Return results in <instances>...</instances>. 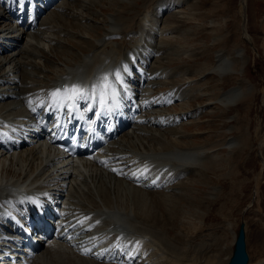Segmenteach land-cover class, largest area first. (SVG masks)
I'll return each mask as SVG.
<instances>
[{"label": "bare ground", "instance_id": "obj_1", "mask_svg": "<svg viewBox=\"0 0 264 264\" xmlns=\"http://www.w3.org/2000/svg\"><path fill=\"white\" fill-rule=\"evenodd\" d=\"M9 1L12 0H0V229L7 228L0 231V264H61L58 262L61 256L57 257V253L66 248L72 249L75 256L92 258L96 264H99L97 261L131 263L132 256L139 250L138 244L146 240L144 232H155L144 222L150 219L151 203L170 198L175 205L186 193L185 189L180 188L181 184L187 186L199 178H206L212 158L218 159V156L212 157L211 146H196L188 140L189 134L185 135L184 128L198 124V121L188 125L180 123L188 115L186 111L193 109L192 103L201 98L205 100V106L216 102L221 108L220 112L245 101L252 93L247 85L238 84L226 93L221 88L224 76L234 77L241 73L246 64L244 51L235 49L231 58L227 51L219 47L223 37L212 38L211 45L218 49L210 70L217 75L218 85L214 89L207 87L196 93L197 89L190 86L188 89L180 88L179 83L183 79L179 80L181 76H177L178 70L171 67L175 63L176 58L173 57L176 53L172 55L169 52L174 49L176 40L187 39L207 29L203 30L197 25L191 31L181 33L178 30L181 24L199 20L200 12H195L198 2H191L190 13L186 14L178 10L181 0H143L155 4L152 17L148 12L143 17L134 14V22L130 21L129 25L121 28V12L124 15V10H121L128 11L137 0H113L107 3L112 13L101 20L97 19L98 13H88V20H93L88 25L81 24L85 19L83 14H86L82 8L96 0H61L55 9L43 13L35 29H30L26 25L19 27L21 14L12 8ZM27 1L24 0V3ZM116 3H125L127 7L117 9L113 6ZM97 5L103 7L99 2ZM242 10L244 20L243 4ZM165 12L166 16L160 19ZM200 19L204 21L206 18ZM135 23L139 24L137 26L141 30L138 40L133 37L137 33H131ZM208 25L209 29L216 27L213 20ZM68 30L77 33V37L68 36ZM115 37L120 38L118 45L113 44ZM150 45L154 46V50H148ZM126 47L130 49L126 50ZM208 48L211 49L210 46ZM166 49L169 51L166 52ZM205 51L209 50L190 49L186 59L192 61L196 53ZM136 70L140 76L144 75L145 80L140 84L141 80L136 79V87L133 88L129 81ZM117 72L122 78L119 81L115 76ZM190 74H183L184 81H189ZM105 76L114 86L108 89L106 95L100 87L104 84ZM72 86H79L83 93L75 100L52 95L57 91L63 94L65 89ZM158 89L166 91L159 90L158 93ZM215 89H218V93L213 92ZM175 104L178 113H171L170 107ZM70 106H95L99 110L98 125L95 127L98 135L108 125H116L120 119L129 117L135 107L139 112L130 115L131 126L118 139L68 160L57 154L54 148L43 146L46 145L44 140L34 143V136L40 134L44 139L45 135L43 128L37 124L38 113L39 120L48 116L52 118V124H57L61 122L64 107ZM172 115L174 119L168 122ZM33 116L36 119L31 120ZM82 119L81 129L96 123L85 115ZM176 119H181V122L177 123ZM23 127L26 130H22ZM228 143L230 148L236 149L238 146L236 141L225 142L224 146ZM173 179L177 183L171 188L172 197L158 192L147 193L157 189L160 191L159 188H163V192L169 191ZM162 194L165 196L160 199L149 198V195L159 197ZM125 197L137 206L141 204V209L136 212L124 209L119 202ZM52 204L60 214V227H56L59 230L53 228L54 233L44 249L31 256L22 254L19 243L11 245L10 240L17 239L19 242V231L27 232L21 229L20 224L33 216L37 211L36 206L46 211L51 209ZM8 222L16 226L10 227ZM155 227L162 228L158 225ZM156 234V238H159L160 235ZM133 237L142 238L134 249L131 248ZM235 238L236 234L234 241ZM150 239L154 241V238ZM4 248L16 249L18 253L9 254ZM23 252L26 253V249ZM143 252L136 257L134 264L141 260L142 254L143 264H149L150 258L148 260ZM68 260L62 264H72ZM257 264H264V258Z\"/></svg>", "mask_w": 264, "mask_h": 264}, {"label": "rangeland", "instance_id": "obj_2", "mask_svg": "<svg viewBox=\"0 0 264 264\" xmlns=\"http://www.w3.org/2000/svg\"><path fill=\"white\" fill-rule=\"evenodd\" d=\"M112 1L96 0L92 5L88 3V7L82 8L83 13L86 12L83 15L87 20H82L81 24L93 23V20H88L86 17L88 13H98V20L110 15L112 11L110 4L107 5V3ZM193 1L198 2V8L195 12H200V18L206 19L200 21L199 18L198 21L195 19L181 24L178 30L181 33L187 30L191 31L197 25L201 29H207H203L204 31L201 33L193 34L187 39L176 40L173 45L174 51L170 50L169 52V54L175 55L176 53L177 55V57H175L176 55L173 57L176 60L171 67L178 70L179 75L177 76H181L179 80L183 79L179 83L180 88L188 89L190 86V88L197 89L196 93H198L202 89L207 87L214 89L218 85L217 75L211 73L215 51L218 47L211 45V43L212 38L221 39L220 37H223L219 47L227 51L231 58H233L235 49L243 50L246 64L241 73L234 76L235 78L223 77L222 92L226 93L238 84H242V86L247 85L250 87L252 93L244 102L228 106L222 109V112H220L221 108L216 102H213V105L206 104L205 106L203 98L193 102V109L188 110L189 112L186 111L188 119L184 125L199 122L191 127L184 128L185 135L189 134L188 140L195 143L196 146H211L212 157L218 156V159L212 158L211 169L206 173V178H199L197 182L189 183L187 186L181 184L180 188L185 189L186 193L177 201L178 203L176 202L177 205H174L173 200L170 201V198L165 200L167 202L157 200L156 204L153 203L156 201H153V204L151 203L150 207L153 208H151V217L149 214V221H144V219L143 221L154 228L155 232L153 234H147V231L144 232L146 240H144L145 248L142 251L147 254L145 257H148V260L150 258L149 264H226L233 248L234 236L237 233L239 222L244 220L248 264H257L260 259L264 258V255L261 257L264 254V0H181L182 4H180L178 10H183L184 13L189 14V5ZM97 2L103 7H99ZM242 4L245 10V21L243 20ZM125 5V3H116L113 6L118 9L127 7ZM154 5L150 2L137 0L136 4H132V8L128 11L122 9L124 15L121 12L119 20L121 28L129 25L130 21L134 22V14L143 17L149 13V16L152 17ZM87 10L89 11L87 12ZM123 18L125 19L123 20ZM212 20L216 27H210L209 29L210 24L208 25V23ZM243 22L246 23L243 24ZM137 25L139 26L138 23H135L131 27V33L133 35L137 33V36H133L135 40L139 39V32H141ZM244 29L251 38L252 45L243 41L244 36L247 37L244 35ZM66 32L70 33L68 34L70 37L72 35L73 38L77 37L75 35L77 33L72 30ZM119 39V37H115L113 44L118 45ZM209 46L211 49L208 48ZM129 49V47H126V50ZM190 49H193V51L207 49L209 51L196 53L192 61H189L186 56L190 55ZM166 50V52L169 51ZM196 70L200 74H194L193 72H197ZM204 71L209 72L203 73ZM189 72L191 73L189 81H184L183 74ZM202 74L205 75L202 77ZM166 90L168 89L166 88ZM166 90L158 89L156 92H165ZM213 92L218 93V89L213 90ZM176 106L175 104V106L170 107L171 113H178V109L174 108ZM169 119L168 122L172 121L174 116L172 115ZM185 119L183 118L182 121ZM178 121L181 122V119H176L177 123ZM180 125L183 124L180 123ZM228 141H236L238 143L237 148H230V143L225 147L224 143ZM176 183V180L171 181L170 190L167 192H163L164 190L161 188L160 191L157 189L147 193L158 192L172 197L174 194H172L171 188L175 187ZM164 194L159 197L149 195V198L160 199V197L165 196ZM119 204L124 209H133L134 212L141 209V204L137 206L127 197ZM142 208L144 207L142 206ZM139 220L141 219L139 218ZM154 225L162 226V228ZM156 233L160 235L159 238H156ZM150 238H154V241L151 242ZM66 249L59 252L63 255L57 253V257L64 258L61 261L58 258V262L61 264L68 259L72 264H96L92 260L75 256L76 253L72 252V249ZM55 263L52 262V264Z\"/></svg>", "mask_w": 264, "mask_h": 264}, {"label": "water", "instance_id": "obj_3", "mask_svg": "<svg viewBox=\"0 0 264 264\" xmlns=\"http://www.w3.org/2000/svg\"><path fill=\"white\" fill-rule=\"evenodd\" d=\"M248 255L246 252L244 223L239 224L238 232L233 245V251L227 264H247Z\"/></svg>", "mask_w": 264, "mask_h": 264}, {"label": "snow or ice", "instance_id": "obj_4", "mask_svg": "<svg viewBox=\"0 0 264 264\" xmlns=\"http://www.w3.org/2000/svg\"><path fill=\"white\" fill-rule=\"evenodd\" d=\"M18 3L22 6L23 3H24V0H18ZM115 76H116V79L118 81L122 79L120 77L119 72H117L115 74ZM103 80H104V84L100 85V87H101L102 91L104 92V94L106 95L108 89H110V88H112L114 86L109 81V77L108 76H105L103 78ZM82 94H83L82 90L80 89L79 86H72L70 89H65L63 94L60 91H57V92H54L52 95L54 97H57V98L67 97V99H69V100H75L77 97L81 96Z\"/></svg>", "mask_w": 264, "mask_h": 264}]
</instances>
